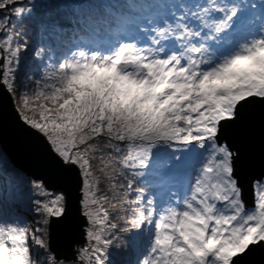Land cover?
<instances>
[{
	"label": "rangeland",
	"instance_id": "374dc122",
	"mask_svg": "<svg viewBox=\"0 0 264 264\" xmlns=\"http://www.w3.org/2000/svg\"><path fill=\"white\" fill-rule=\"evenodd\" d=\"M225 1L226 4L216 0H199L197 4L186 0L176 2L182 3L183 7L175 6L174 2L171 13L167 15L171 17L173 12H178L179 16L175 17L178 29H169L171 24L164 23L166 17L157 18L158 23H164L161 25L163 29H169L167 33L161 29L150 32L147 30L145 37L150 36L151 40L135 37L134 41H130L126 30L124 33L118 32L119 37L111 38L107 54L98 50H85L89 43L76 40L69 44V54L65 55L62 61H57L55 56L52 57L51 51L58 48L59 44L55 43L58 38L52 36L53 45L48 44L50 51L46 53L49 58L50 82L43 91L45 83L41 84L38 77L34 78L31 84L25 85L27 90L23 97L27 101L34 99L31 104L36 105L40 102L36 98L40 92L42 95L47 94V98L51 100V95L46 91L48 88H54L56 83L60 84V92L63 94H76L75 91L81 86L90 88L91 97H84L78 92L74 99L67 97L63 101L57 118L61 117L60 122L63 121L64 125L46 122V111L41 113V118H37L36 122L29 121L20 109L17 85L14 82L17 72L9 68L5 53L3 52L2 56L0 53L2 81L11 92L22 119L39 130L64 161L75 162L82 172V163L78 162L77 154L72 157L71 152L73 146L82 144L88 137L83 131L88 125L78 118L81 111L96 115L98 106L111 109L114 108L115 102L120 106L125 103L135 109L137 117L133 115L134 111L128 114L117 110L116 116L106 119L109 129L120 128V132L129 138L154 140L171 136L180 142L176 144L180 147L170 148L168 154H164V147L152 146L146 149L142 147L133 155L135 159L143 156L146 158L148 165L141 167L144 173L143 183L158 187L156 195L159 196L164 193V188L160 187L159 182L163 181L170 191L164 200L154 206L152 204L149 211V228L154 230L153 235L147 236L144 248L143 245L133 246V256L128 264H164L166 253L169 251L172 252L171 264H227L233 255L241 252L250 242L264 239V181L256 189L255 210L241 214L239 189L235 180H230V152L223 144L222 152H226V155L220 158L215 152L217 144L214 141L218 122L233 115L238 100L250 94H264V26L258 37L242 43L213 67H201L200 64L203 60H211L214 55L215 50L210 42L222 40L227 26L247 12V0ZM135 9L136 7L132 10ZM54 14L55 28L68 26V23L75 21V25L79 26L82 32L85 31L84 27L90 28L88 22L83 23L77 20L73 13L62 9L59 1L54 2ZM115 14L122 15L117 12ZM101 25L93 27L105 32ZM165 40L172 41L177 51H167ZM129 47L130 51L125 54L124 51ZM8 49L9 41H5V50ZM129 60L134 63V69L123 74L116 62ZM71 72H78V75H70ZM154 73L155 76L159 75L158 79H161L162 83L159 85L158 97L154 94L156 87L152 84ZM172 85L175 87L173 90ZM238 85L240 88L235 92L233 87ZM34 88L39 92H34ZM190 88L195 91L191 101L187 99ZM138 89L143 91L145 96L154 99L152 106L149 104L151 100L148 103L138 101ZM163 94H167L166 97ZM35 113L39 112L35 109L30 115L34 116ZM101 117L103 120L104 116ZM114 123L117 125H113ZM100 127L101 124L99 130ZM209 140L213 141V145L206 161L197 171L184 205L177 209L173 200L180 183L169 180L167 175L177 174L180 165L183 168L190 165L191 159L198 151L197 143L202 145ZM174 157L179 161L184 160L183 163L176 161ZM146 166L148 167L144 169ZM161 168H166L167 171L163 173L159 170ZM88 190V185L84 186L83 182L81 205L88 219L87 241L77 250L78 261H57L48 249V220L51 215L62 213L64 195L60 191L46 189L41 181L33 180L18 171L0 147L1 207L11 218L13 213L19 210L29 216V219L22 216L23 222L17 221L13 224L9 243L0 253V264H38L42 251L51 264H127L124 259H116L115 263L114 258L103 261L95 258L104 254L105 236L100 226L105 224L107 216L99 218L97 209L89 204ZM216 198L224 199L226 205L218 214H213L216 222L208 227L206 220L211 215L207 211L206 203H210L212 207ZM37 205L38 209H35ZM158 207H162L161 214L157 213ZM236 216L239 217L234 219ZM144 231L145 229H141L140 235L146 236ZM213 248L214 255L207 261L204 258L205 252ZM139 253L141 257L137 260Z\"/></svg>",
	"mask_w": 264,
	"mask_h": 264
},
{
	"label": "trees",
	"instance_id": "16d2710c",
	"mask_svg": "<svg viewBox=\"0 0 264 264\" xmlns=\"http://www.w3.org/2000/svg\"><path fill=\"white\" fill-rule=\"evenodd\" d=\"M56 1L61 2L62 9L76 11L92 21L99 22L106 12L105 7H117L118 4L129 6L130 2L136 0H0V34H2L0 53L1 56L5 53L9 68L17 72L14 82L17 85L20 109L29 121L36 122L37 118H41V113L47 112L44 116L46 122L64 125L63 121L60 122L61 117L57 118L63 101L67 97L74 99L78 92L84 97H91L90 88L81 86L75 91L76 94L73 93L74 95L72 92L63 94L60 92V84L56 83L54 88H48L46 91L51 95V100L47 98V94L42 95V92L38 93L37 88H34V92L38 93L36 98L40 100L36 105L31 104L34 99L27 101L23 97L27 90L25 85L31 84L34 78L38 77L41 84L45 83L43 91L50 82V68L46 53L49 50L51 32L56 25L54 14ZM5 41H9L10 49L8 50H5ZM59 72L62 73L61 69ZM69 74L77 76L78 72ZM153 76L152 84L156 87L154 94L157 96L160 90L159 85L162 83L161 79H158L159 75L155 76L154 73ZM174 88L172 85L171 90ZM136 91L139 102L148 103L151 100L149 104L152 106L154 99L148 95L145 96L140 89ZM166 95L163 94L164 97ZM117 104L118 102H115L114 108L111 109L102 105L98 106L96 115L80 112L78 118L83 124L88 125L86 131L83 130L88 137L82 144L73 146L71 151L72 157L77 154L78 162L83 165L84 186L89 187L87 191L90 197L89 204L97 209L99 218L107 216L105 224L100 226L105 236L104 254L101 257L99 254L95 258H99L100 261L114 258L115 263L116 259L130 254L132 245L142 239L139 230L147 229L148 211L155 196V189L142 182L144 173L141 167L148 165L146 158L143 156L135 159L134 153L142 147L146 149L157 146L164 147V154H168L170 148L180 147L176 145L180 142L171 136L140 140L123 135L120 128L109 129L106 119L116 116L117 110L121 113L128 112V114L134 111L133 115L137 117L133 107H128L125 103L121 106ZM35 109L39 113L31 116ZM101 115L104 116V121ZM113 125L116 126L117 123ZM35 209H38V205ZM39 259L38 264H51L49 259H46L44 251L41 252Z\"/></svg>",
	"mask_w": 264,
	"mask_h": 264
},
{
	"label": "water",
	"instance_id": "95a60500",
	"mask_svg": "<svg viewBox=\"0 0 264 264\" xmlns=\"http://www.w3.org/2000/svg\"><path fill=\"white\" fill-rule=\"evenodd\" d=\"M2 75L0 70V145L28 177L41 180L48 190L63 193L62 213L49 218L48 248L58 261H78L77 250L87 241L88 225L81 205V169L75 162L64 161L46 137L22 119ZM233 114L219 121L216 139L219 144L225 142L231 153V174L244 204L254 206V183L264 178V95L241 99ZM229 264H264L263 240L249 244Z\"/></svg>",
	"mask_w": 264,
	"mask_h": 264
}]
</instances>
